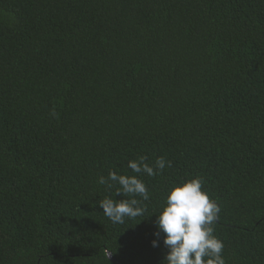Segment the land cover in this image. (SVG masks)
<instances>
[{"label": "trees", "instance_id": "16d2710c", "mask_svg": "<svg viewBox=\"0 0 264 264\" xmlns=\"http://www.w3.org/2000/svg\"><path fill=\"white\" fill-rule=\"evenodd\" d=\"M110 171L143 216L103 214L129 199ZM194 178L226 264H264V0H0V264H163L157 216Z\"/></svg>", "mask_w": 264, "mask_h": 264}, {"label": "clouds", "instance_id": "9594fccd", "mask_svg": "<svg viewBox=\"0 0 264 264\" xmlns=\"http://www.w3.org/2000/svg\"><path fill=\"white\" fill-rule=\"evenodd\" d=\"M147 157L141 156L130 160L128 167L134 173H144L154 177L166 167H170L163 157L155 161V166L146 162ZM98 183L112 188L119 185L116 195L129 199L114 201L103 198L98 201L103 214L113 224H123L125 217L136 218L143 216L146 209L140 206V201L134 197L148 200V188L137 176L119 175L110 171L107 177L100 176ZM220 208L216 201L210 199L202 189V181L194 178L175 185L166 196V205L158 214L153 247L159 245V237L163 233V243L169 249L163 264H226L223 256L224 244L214 235V223ZM109 255V253H108Z\"/></svg>", "mask_w": 264, "mask_h": 264}, {"label": "water", "instance_id": "95a60500", "mask_svg": "<svg viewBox=\"0 0 264 264\" xmlns=\"http://www.w3.org/2000/svg\"><path fill=\"white\" fill-rule=\"evenodd\" d=\"M109 257L112 259V256L111 255H109Z\"/></svg>", "mask_w": 264, "mask_h": 264}]
</instances>
